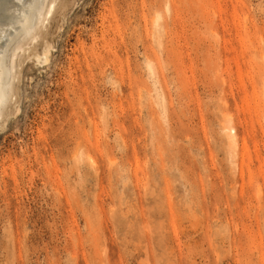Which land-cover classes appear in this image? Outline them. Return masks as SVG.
<instances>
[{
	"label": "rangeland",
	"instance_id": "1",
	"mask_svg": "<svg viewBox=\"0 0 264 264\" xmlns=\"http://www.w3.org/2000/svg\"><path fill=\"white\" fill-rule=\"evenodd\" d=\"M35 5L1 56L0 264H264V0Z\"/></svg>",
	"mask_w": 264,
	"mask_h": 264
},
{
	"label": "bare ground",
	"instance_id": "2",
	"mask_svg": "<svg viewBox=\"0 0 264 264\" xmlns=\"http://www.w3.org/2000/svg\"><path fill=\"white\" fill-rule=\"evenodd\" d=\"M36 2L37 0H0V104L5 99L8 73L1 65L4 47L17 31L30 28L35 19Z\"/></svg>",
	"mask_w": 264,
	"mask_h": 264
}]
</instances>
